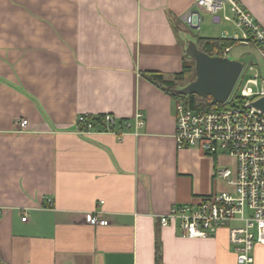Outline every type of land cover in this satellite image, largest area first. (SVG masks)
<instances>
[{
  "label": "crops",
  "instance_id": "0c3cea01",
  "mask_svg": "<svg viewBox=\"0 0 264 264\" xmlns=\"http://www.w3.org/2000/svg\"><path fill=\"white\" fill-rule=\"evenodd\" d=\"M235 1L264 30V0ZM192 5L0 0V264H235L227 229L190 239L159 222L212 195L216 177L228 190L216 171L231 159L178 150L175 101L144 75L172 79L190 61L180 28ZM137 113L136 134L75 133L81 115ZM92 212L108 225H89ZM254 254L264 264V247Z\"/></svg>",
  "mask_w": 264,
  "mask_h": 264
},
{
  "label": "built area",
  "instance_id": "2783aa9c",
  "mask_svg": "<svg viewBox=\"0 0 264 264\" xmlns=\"http://www.w3.org/2000/svg\"><path fill=\"white\" fill-rule=\"evenodd\" d=\"M225 5L229 6L231 17L224 14ZM205 15L214 23L232 22L245 33L235 40L259 48L264 60V30L235 0H193L192 7L181 20L189 28L198 30ZM229 51L230 48L225 49L224 57ZM243 70L244 66L238 78V81L241 78L242 87L234 92L237 81L222 108L199 110L187 108L183 102L174 104L173 138L177 149H193L210 157L224 155L233 160V168L216 171L228 190L204 197L197 204L173 206L159 217V222L163 227L176 226L190 239L211 238L219 230L227 229L235 264H255V248L264 247V112L253 103L264 98V79L259 72L252 78H245ZM248 70L253 71V68ZM16 124L22 132L27 121ZM77 124L79 129L75 133L78 135L111 134L120 138L131 132L136 134L144 123L137 113L134 123L105 114L99 117L81 115ZM85 221L91 226L108 225L99 212L87 213Z\"/></svg>",
  "mask_w": 264,
  "mask_h": 264
},
{
  "label": "water",
  "instance_id": "95a60500",
  "mask_svg": "<svg viewBox=\"0 0 264 264\" xmlns=\"http://www.w3.org/2000/svg\"><path fill=\"white\" fill-rule=\"evenodd\" d=\"M185 54L194 61L195 79L177 90L180 95L210 97L213 104H224L230 97L243 64L227 57H212L200 51L193 41L186 42ZM254 106L264 112V98Z\"/></svg>",
  "mask_w": 264,
  "mask_h": 264
},
{
  "label": "trees",
  "instance_id": "16d2710c",
  "mask_svg": "<svg viewBox=\"0 0 264 264\" xmlns=\"http://www.w3.org/2000/svg\"><path fill=\"white\" fill-rule=\"evenodd\" d=\"M195 43L200 51L209 56L224 57L223 53L225 49L231 48L239 43V41L228 38H214L198 39ZM185 57L190 59L187 55H185ZM144 75L152 84L168 94L175 102H183L187 108L213 110L223 107V105L220 104H213L210 97L203 99L196 95L184 96L177 93L178 89L184 87L195 79L194 61L192 59H190L189 62L184 61L182 71L175 74L172 79H166L164 75L156 72L144 73Z\"/></svg>",
  "mask_w": 264,
  "mask_h": 264
},
{
  "label": "rangeland",
  "instance_id": "374dc122",
  "mask_svg": "<svg viewBox=\"0 0 264 264\" xmlns=\"http://www.w3.org/2000/svg\"><path fill=\"white\" fill-rule=\"evenodd\" d=\"M225 12L224 14H227L228 16H232L229 11V6L225 5ZM220 16L223 17V12H220ZM232 22H227L222 20L220 23H214L212 21V18L209 15L204 16V21L201 23L200 28L197 29H191L188 26L180 28V35L183 40H189L196 42L198 39H214V38H221V32L223 28L228 29H237V27ZM230 27V28H229ZM185 42V41H184ZM227 58L236 60L243 64L244 70L242 72L245 74V78L253 77V74L255 72H259L260 76L264 79V60L260 54L259 48L252 44H242L237 43L236 45L232 46L230 48L229 53H227ZM190 60V59H189ZM249 67L253 68V71H249ZM261 84V81H259ZM242 81L241 78L238 81L236 88L234 89V92L237 90L239 91V88L242 87ZM228 106V105H225ZM222 165V166H221ZM228 166V168H232V161L227 160L226 162H221L219 160V165L217 169L219 170L222 167ZM215 184L217 189L214 191V193L219 190L218 188L222 185V181L219 178H215Z\"/></svg>",
  "mask_w": 264,
  "mask_h": 264
}]
</instances>
